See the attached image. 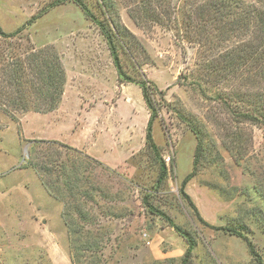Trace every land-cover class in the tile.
<instances>
[{"label":"rangeland","instance_id":"374dc122","mask_svg":"<svg viewBox=\"0 0 264 264\" xmlns=\"http://www.w3.org/2000/svg\"><path fill=\"white\" fill-rule=\"evenodd\" d=\"M83 1L119 24L127 78L74 0H0L3 29L24 28L10 40L13 51L51 48L66 73L55 109L15 112L13 119L0 107V264H182L188 243L146 196L196 240L191 264H258L247 240L264 261V125L239 121L230 101L238 92L263 104L264 82L233 76L222 61L243 39L218 44L188 0H173L172 23L143 25L130 15L131 0L108 8L103 0ZM6 46L0 39V49ZM144 79L161 90L153 136L168 178L157 190L158 163L146 144L150 110L137 83ZM187 120L203 139L196 167L199 139ZM37 145L68 164L72 190L45 187L29 163Z\"/></svg>","mask_w":264,"mask_h":264},{"label":"trees","instance_id":"16d2710c","mask_svg":"<svg viewBox=\"0 0 264 264\" xmlns=\"http://www.w3.org/2000/svg\"><path fill=\"white\" fill-rule=\"evenodd\" d=\"M57 1L59 4L67 0ZM74 1L82 8L85 15L98 25L119 69V75L127 78L123 72L119 56L118 47L122 38L119 24L112 22L110 25L105 20L98 18L85 1ZM131 1L134 8H129V12L138 25L172 23L173 0ZM103 4L108 8L113 4V1L103 0ZM185 5L190 12L196 14V19H198L202 29H210L208 30L209 33L214 31L218 44L228 42L236 37L243 39V41L238 40L239 42L234 44L223 56L224 68H229L233 76H243L245 74L246 79L249 81L253 80L255 82L257 81L255 79H260L264 82V0H188ZM165 15L169 17L168 21L164 20L163 16ZM23 29L18 28L15 32L9 33L0 24V39H3L7 44L6 48L2 47L0 49V73L2 75L0 81V107L13 119H15V112L24 113L30 110L46 111L55 109L61 100L66 82V73L60 56L53 49L35 50L34 48L30 52H26L24 56L17 55L13 51L10 40L18 37L22 38L20 34ZM240 71H244V73L239 74ZM137 83L142 89L144 100L150 110L146 144L158 163L157 190L168 178V167L161 157L160 148L153 136L154 121L162 110L161 103L157 99V95L161 93V90L155 82L148 79ZM234 96L230 98V101L234 102V105H238L240 110L235 111L231 103H229V106L231 109L233 108V113L236 112L239 121H250L254 124L264 125V102L258 104L253 98L249 97L250 101H253L250 102L238 92H235ZM187 121L199 139L195 156L196 167L202 152L203 139L198 124L194 121ZM52 142L64 148L63 150L67 153L68 150H75V148L68 145ZM38 146L31 148L29 163L42 173L45 187L50 191L55 189L57 191L72 190V172L68 169V164L58 159L54 161L50 152L42 151L43 147L39 146L40 148H38ZM56 152L60 155V158L64 154L57 148ZM195 171L193 170L183 180L181 186L183 194H185L186 184L195 176ZM186 196L188 195L186 194ZM188 199L194 205L189 196ZM144 202L153 213L166 219L186 240L188 248L182 258V264H191L193 251L197 245L196 240L175 224L165 212L154 206L148 200V196L144 198ZM78 213L83 216L82 210ZM66 214L70 216V213L67 212ZM247 243L256 262L264 264L252 241L247 240Z\"/></svg>","mask_w":264,"mask_h":264}]
</instances>
